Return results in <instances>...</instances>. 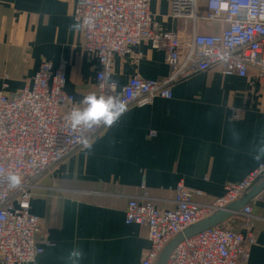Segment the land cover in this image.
<instances>
[{
    "label": "crops",
    "instance_id": "0c3cea01",
    "mask_svg": "<svg viewBox=\"0 0 264 264\" xmlns=\"http://www.w3.org/2000/svg\"><path fill=\"white\" fill-rule=\"evenodd\" d=\"M208 0H198L199 15ZM76 0H0V90L16 94L33 83L43 61L67 62L65 90L79 103L95 94L100 68L83 46L76 23ZM159 28L181 34H219L224 21L196 25L172 15V0H150ZM165 52L150 45L131 47L113 60L119 90L135 74L164 78ZM173 97L132 104L110 126L72 152L37 182L31 212L41 233L54 242L38 264H142L151 243L146 226L125 221L132 197L144 190L156 205H175V187L184 182L199 202H210L227 184L241 181L264 162V84L247 76L225 75L219 66L173 84ZM145 184V189L142 185ZM253 245L247 264H264V189L250 202ZM239 230L240 221H235ZM79 248L80 260L69 252Z\"/></svg>",
    "mask_w": 264,
    "mask_h": 264
},
{
    "label": "built area",
    "instance_id": "2783aa9c",
    "mask_svg": "<svg viewBox=\"0 0 264 264\" xmlns=\"http://www.w3.org/2000/svg\"><path fill=\"white\" fill-rule=\"evenodd\" d=\"M198 0H172V15L208 22L224 21L219 34H181L158 27L150 0H76L74 17L83 25V46L100 68L97 97H112L132 104L172 98L174 83L219 66L225 75L247 76L249 68L264 84V0H208L198 13ZM94 20L89 28L86 18ZM141 44L163 50L169 66L166 77L132 76L120 90L112 83L113 60ZM67 62L57 68L43 61L30 87L8 94L0 90V264H38V256L54 242L42 235L40 218L31 212L37 180L72 152L90 141L107 125L73 127L66 119L73 108L83 110L74 94L65 90ZM10 175L20 177L12 186ZM264 175V162L241 181L227 184L225 192L210 202H199L184 182L175 187V205L161 208L147 190L132 197L125 221L146 226L151 243L142 264H155L165 245L189 225L238 199ZM145 189V184L142 185ZM253 206L248 203L227 221L186 238L166 264H247L256 235ZM235 221L241 222L239 230Z\"/></svg>",
    "mask_w": 264,
    "mask_h": 264
},
{
    "label": "clouds",
    "instance_id": "9594fccd",
    "mask_svg": "<svg viewBox=\"0 0 264 264\" xmlns=\"http://www.w3.org/2000/svg\"><path fill=\"white\" fill-rule=\"evenodd\" d=\"M84 24L89 28L94 26V20L92 18H86ZM83 25L77 21L69 26V30H79ZM116 86L117 82L112 81ZM83 103L87 105L83 110L79 108H73L66 116V119L75 127L81 125L92 126L93 124L103 121L107 125H111L120 115L127 111L126 105L112 97L105 98L103 96L97 97L95 94H90L84 98ZM9 181L12 186H16L20 183V177L16 175H10ZM83 251L79 248L72 249L69 252V258L80 260L83 258Z\"/></svg>",
    "mask_w": 264,
    "mask_h": 264
},
{
    "label": "water",
    "instance_id": "95a60500",
    "mask_svg": "<svg viewBox=\"0 0 264 264\" xmlns=\"http://www.w3.org/2000/svg\"><path fill=\"white\" fill-rule=\"evenodd\" d=\"M264 189V175L243 193L238 199L234 200L224 209L217 210L216 212L208 215L207 217L195 222L183 231L175 235L163 248L155 264H166L173 250L188 237L196 235L208 228L219 225L238 212L246 204L250 203L262 190Z\"/></svg>",
    "mask_w": 264,
    "mask_h": 264
}]
</instances>
